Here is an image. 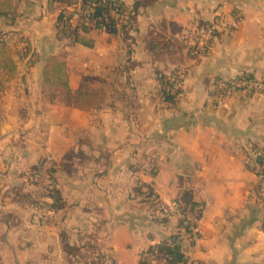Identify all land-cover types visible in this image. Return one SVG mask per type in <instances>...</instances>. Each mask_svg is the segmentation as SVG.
I'll return each instance as SVG.
<instances>
[{"label": "crops", "instance_id": "obj_1", "mask_svg": "<svg viewBox=\"0 0 264 264\" xmlns=\"http://www.w3.org/2000/svg\"><path fill=\"white\" fill-rule=\"evenodd\" d=\"M110 1L125 14L116 34L76 29L64 38L61 0H0V48L17 50L8 58L15 74L2 78L29 86L16 95L20 107L0 103V264H140L151 247L182 234L179 217L160 223L137 207L139 184L173 212L188 190L202 206L201 239L181 238L186 264H264V94L236 91L221 105L212 98L219 80H264V0H160L138 10V0ZM235 15L238 27L197 59L182 49L177 63L169 60L164 44L188 26ZM151 33L162 42L155 52ZM27 48L37 55L30 69ZM54 60L66 64L73 92L99 81L100 103L55 100L44 88ZM177 69L185 80L170 105L157 71ZM46 158L59 211L40 212L32 199L31 173ZM66 245L95 252L72 257Z\"/></svg>", "mask_w": 264, "mask_h": 264}, {"label": "trees", "instance_id": "obj_2", "mask_svg": "<svg viewBox=\"0 0 264 264\" xmlns=\"http://www.w3.org/2000/svg\"><path fill=\"white\" fill-rule=\"evenodd\" d=\"M94 1L96 2L94 6L95 13L92 16L93 19L97 20L96 28L98 30H104L109 34H116L118 32V19L124 18L122 16L123 12L118 11L115 12V9L120 8L119 4L112 2L110 0H82V4L84 7L93 6ZM160 0H138L136 4V9H147L155 4H157ZM61 2L66 5L67 0H61ZM68 18L66 15L60 16V24L63 27L64 22ZM129 21L131 17L129 16ZM128 21V23H129ZM131 27V24H127L124 26L125 31H128ZM82 31L88 32L85 28H81ZM62 36L64 38H68L67 34H69V38L76 36V29L70 27H63L61 29ZM159 36L155 33H151L146 37L147 48L150 52H155L159 48L161 49L162 42H160ZM164 49L169 56V60L172 63H177L180 59L179 50L187 49L179 40L176 38L173 41H170L164 44ZM194 58H197V55H193L192 52H188ZM25 57L29 58L27 63V68L30 69L34 66L35 61L34 58L37 57L35 53H33L30 49H26ZM5 67V66H4ZM11 70H15L13 64H11ZM173 76L172 74H166L161 71H157V78L159 83V93L164 99V101L170 105H175L181 91H176L172 93L173 89ZM44 82L56 89L65 91L64 102L68 106L77 105L82 99L86 96V92L84 91V85L77 91L73 92L69 87L68 75L66 72V64L61 61L54 60L52 64L46 67L44 71ZM56 95L53 93L52 98H55ZM43 164L37 166L33 172L32 183L42 168ZM56 170L52 166L49 171V178L51 183V188L49 189L48 197L52 201V203L47 205V211H59L64 208V203L61 197V193L57 188V180L55 178ZM133 200L138 202L140 209L146 210L148 213L153 214L157 217V221L160 223H168L170 218L173 216L179 217L178 228L179 234L173 236L171 238L165 239L159 245L151 247L144 256H142L140 264H153L149 263L144 257H154L156 259H162L166 261L168 264H186L187 259L183 253L181 246V238L187 237L190 239L191 233V222L187 218V214L195 215L197 219H200L202 216L203 208L202 206L196 202L192 191H185L181 194L180 198L175 202L174 212L166 207L159 199L154 190L146 185L139 184L134 187L132 190ZM33 199L34 205H36L35 199ZM179 202H183L185 207L182 208L179 206ZM66 253H68L72 257H78L81 259H88L86 254L95 252V247L93 245H88L84 247L70 246L66 245L64 247Z\"/></svg>", "mask_w": 264, "mask_h": 264}, {"label": "built area", "instance_id": "obj_3", "mask_svg": "<svg viewBox=\"0 0 264 264\" xmlns=\"http://www.w3.org/2000/svg\"><path fill=\"white\" fill-rule=\"evenodd\" d=\"M96 2L94 1L93 6L84 7L82 0H67L65 7L67 8L68 14L66 16V21L63 27H72L74 29H81L82 27L87 30H96L97 20L93 19L92 16L95 13L94 6ZM121 8H116L115 12ZM122 16H125L124 12ZM240 24V17L233 16L230 19H225L220 17L209 24H204L199 29L188 28L185 29L181 34L179 41L187 48L188 51L192 52L193 55L204 54L211 43L214 41L216 36L228 29H236ZM184 81V74L182 72H174L173 76V89L172 93L176 91H181L180 88ZM220 90L228 89V92L245 91L255 94H264V80H249L245 77L228 80L218 83L217 86ZM221 92V91H219ZM222 93V92H221ZM52 159L46 158L44 165L40 169L36 178L33 180V195L36 202V206L40 212L47 211V205L49 202V189L51 188L50 178L48 171L52 167ZM179 206L184 208L185 204L179 202ZM187 214V218H188ZM188 220L191 222V241L196 243L201 239V230L197 223V218L195 220L189 217ZM147 261L153 264H168L162 259H156L154 257L146 256L144 257Z\"/></svg>", "mask_w": 264, "mask_h": 264}, {"label": "rangeland", "instance_id": "obj_4", "mask_svg": "<svg viewBox=\"0 0 264 264\" xmlns=\"http://www.w3.org/2000/svg\"><path fill=\"white\" fill-rule=\"evenodd\" d=\"M224 18L230 19L231 17L224 16ZM202 25L203 24L197 23V24H193V25L188 26L186 29L192 28V29L197 30V29L201 28ZM96 30H98V29H96ZM184 30L180 34H178L176 37L180 38V36L184 32ZM228 30H230V29H228ZM8 42L12 46V44H14L17 41L15 39H13V40H8ZM185 51L189 52L187 49H185ZM16 52H17V50L15 48H12L11 50L0 48V103L2 105H6L7 103L11 102V103H13L14 107H16V106L20 107L21 104H24V98L22 97L21 100H18L16 98V95L18 94L19 91H22L21 94L25 95L26 91L29 90L28 89L29 86L25 82H23L22 80L21 81L20 80H18V81H16V80L5 81L2 78V74H4V73H7L8 75H14L15 74L16 70H13V71L11 70V63L9 62L8 58L10 60H12V58L13 59L16 58ZM191 59H193L192 56H191ZM18 68H20V72L23 73L24 67L18 66ZM176 71L182 72L184 74V80H185V71L183 69H177L174 72H176ZM172 73L173 72H171L169 74H172ZM231 80H235V79H231ZM219 81L223 82V81H228V80H219ZM219 81L214 83V87H213L214 95L212 98L215 100V102H218L221 105L224 102V100L227 99L230 96V94H232L234 91L228 92V89H226V91L220 90L217 87ZM183 84H184V81H183ZM99 86H100V83H99V81H96V80L90 81L86 85H84V91L87 94L82 99V101L80 103H82L84 106H89V105L90 106H92V105L96 106V105H98L102 99V92L104 93L102 88L100 89ZM44 88H46V90H48L49 93L50 92H56L57 93V97L55 98V100L64 101V98H65V91L64 90L56 89V88H54L48 84H45ZM103 89L110 91V88L108 89L107 87H104ZM180 90H182V86H181ZM219 91H221L222 93ZM242 92H245V91H242ZM247 93H249V92H247ZM6 94L11 95L12 99H11V97L6 96ZM51 99H52L51 96L48 97V101H50ZM136 203H138V202H136ZM136 205H137V207H140L138 204H136ZM189 217L197 218L195 215H190V214L188 215V218Z\"/></svg>", "mask_w": 264, "mask_h": 264}]
</instances>
